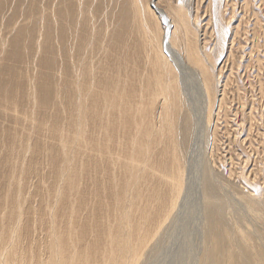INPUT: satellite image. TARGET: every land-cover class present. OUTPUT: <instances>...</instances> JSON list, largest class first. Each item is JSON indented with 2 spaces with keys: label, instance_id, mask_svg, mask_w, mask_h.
<instances>
[{
  "label": "bare ground",
  "instance_id": "1",
  "mask_svg": "<svg viewBox=\"0 0 264 264\" xmlns=\"http://www.w3.org/2000/svg\"><path fill=\"white\" fill-rule=\"evenodd\" d=\"M147 4L148 14L162 27L157 33L150 31L138 8L132 15L141 30L142 61L125 53L117 61L118 72L105 71L112 63H99L88 71L91 81L85 93L101 99V110L95 114L102 130L92 138L83 130L75 154L71 153L72 162L76 161L74 178H67L54 193L62 216L54 220L50 209L48 239L30 241L25 250L17 236L21 223L17 205V228L10 229L8 243L0 244V264H264V223L260 222L264 205L254 201L255 206L249 193L246 202L242 195L236 197L207 152L200 160L194 157L214 105L224 103L207 41H201L198 26H192L181 5L167 11L152 0ZM183 108V137H179L175 125ZM199 135L203 136L198 139ZM245 170L237 174L241 180L249 176ZM218 223L226 227L222 234L229 240L223 246L217 239Z\"/></svg>",
  "mask_w": 264,
  "mask_h": 264
},
{
  "label": "rangeland",
  "instance_id": "2",
  "mask_svg": "<svg viewBox=\"0 0 264 264\" xmlns=\"http://www.w3.org/2000/svg\"><path fill=\"white\" fill-rule=\"evenodd\" d=\"M152 1L167 11H170L172 5L182 6L189 14L192 26H198L201 41H207L206 48L219 74L218 89L223 94L224 103L218 107L217 101L214 105L213 118L208 128L202 130L204 136L199 135L198 139L203 138L194 157L200 160L204 156L203 152H207L205 155L214 160L220 178L226 177L221 180L229 184L226 183L231 192L236 193V197L242 195L240 198L245 199V202L248 200L245 195L249 193L256 199H253V204L258 201L255 204L260 203L262 207L264 0ZM137 2L0 0V244L10 241V229L12 232L18 217L17 205L21 213L17 236L25 250L30 241L42 242L48 239L52 225L50 209L53 210L54 220L58 221L62 216L60 204L56 206L54 193L67 178H74L76 161L72 162V155L75 154L79 136L84 130L87 137L92 138L94 133L102 130L101 121L95 114V111L101 110V99L96 94L88 98L85 93L91 81L88 71L96 68L99 63H112L105 71L118 72L117 61L125 53L129 58L142 61L138 47L141 30L137 27L136 18H132L137 8L143 11L150 31L157 33L162 24L156 21L155 16L148 14L146 5L149 0ZM176 48L180 50L181 44L178 43ZM153 57L151 61L155 60ZM147 74L151 76L149 72ZM183 109L179 115L180 121L175 125L179 129L178 134H181L179 137H183ZM84 111L86 115L82 113ZM109 129L113 132L112 127ZM204 137L207 138L205 141L202 140ZM63 144L68 147L67 151L62 148ZM84 164L89 165V161L86 160ZM243 167L246 176H249L241 180L237 174ZM83 180L88 181L86 172ZM81 215H84V211ZM86 221L83 218V222ZM260 222L264 223V219ZM218 224L215 227L217 239L220 244L222 241L223 246L229 240L222 234L226 227L222 223L219 224L221 227Z\"/></svg>",
  "mask_w": 264,
  "mask_h": 264
}]
</instances>
